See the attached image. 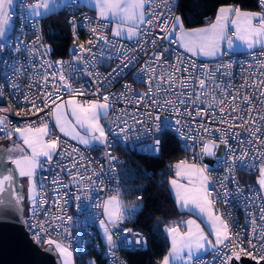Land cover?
Wrapping results in <instances>:
<instances>
[{"label": "built area", "instance_id": "obj_1", "mask_svg": "<svg viewBox=\"0 0 264 264\" xmlns=\"http://www.w3.org/2000/svg\"><path fill=\"white\" fill-rule=\"evenodd\" d=\"M37 1L15 0L10 12L12 28L6 41L10 47L0 52V91L3 93L0 95V108L11 107L12 111L0 113V115L7 116L8 120L18 127H23L28 123L39 125L42 121L48 122L49 128L59 138L60 149L67 148L69 151L73 148L79 149L83 160L76 153H73L72 157L64 155L60 149H58L60 154L54 155L51 162L44 163L45 158L41 159L43 167L39 168L38 172L37 192L39 195L37 196L36 213L33 216L31 209L26 216L30 237L36 242L34 234L39 233L40 229L31 226L43 222L45 227L49 228L50 238H59L64 243L71 244L72 258L98 253L108 264H128L125 252L146 249V236L143 231L128 224V218L117 221L113 226L105 215L104 203L111 196H119L124 189V181L120 173V166L124 163L123 152L129 150L147 156H156L160 153L164 133L168 131L175 136L183 150L180 160L208 167L213 197L216 193H223L225 190L235 194L228 197V203L216 200L217 213L225 214L223 218L229 222L231 231L242 238V247L245 250L257 257L264 254L260 250V245L264 242L254 239L252 243L257 245L255 249H252L248 243L251 237L250 214L255 215L257 224L261 223L260 205L264 204V194L255 182H250L246 178L258 171L261 161L256 150H264V146L257 143H241L232 137V129L228 131V146H226L220 143L221 133L217 129L228 128L227 124L212 123V117H205L203 121L200 117L193 120L186 115H177L171 106L161 109L152 102L156 99L163 104L165 99L175 100V95L171 91H157L154 85L155 78L162 72L171 71L168 65L174 64L177 57L183 62L182 67H187L190 61L194 62L198 68L205 63L210 68H214L217 64H231L230 69H221V72L229 71L231 75L223 76L217 73V83L230 82L235 86L234 89H229L232 92L240 89L246 79L250 82L264 79L259 75L260 71H264L258 65V61L264 60L260 47L246 51L225 49L223 56L201 59L184 51L179 43L169 42L170 39L177 40L176 30L170 37L161 40L159 37H166L167 34L161 32L158 27L152 28L148 25H141V29H147L150 35L133 40L120 39L112 35L111 22L99 19L91 8L81 2L79 7L65 8L72 41L68 46L67 55L57 59L53 57L52 46L46 39L43 21L38 18H29V7ZM180 2L181 0H173L171 14L166 6L153 5L156 12L164 14L159 17L157 23L165 18L180 17ZM258 8V12H264L261 0H258ZM71 20L75 21V25L70 24ZM100 25H104L103 34L109 37L110 44L99 41L97 35L90 31V28ZM138 39L139 43H137ZM18 40L22 41L19 44V52L14 51ZM88 40H98V42L93 46L87 43ZM153 40L156 41L155 46L152 45ZM80 43H83L85 48H92L93 52L103 49L110 58L101 61L98 54L93 58L95 63L89 64L87 63L90 59L89 53L84 52L83 60H75V55L80 52ZM112 45H118V47L113 48ZM164 49H168L164 52V59L157 62L153 53L162 52ZM122 52H126L127 56L133 59L130 62L123 60ZM57 61H63L64 64L60 65L56 63ZM146 65L150 66V69H155V73L146 68ZM61 70L76 88L84 90L85 94L77 97L80 101L100 100L103 102L101 97L109 96L111 106L103 120L110 147L100 145L99 150H94L71 141L59 132L55 126L54 117L48 115V109L31 115L32 106L25 102V96L35 98L39 107H43L42 99L46 92H54L56 96H59L57 103L71 98L67 89L56 92L53 88V85L58 87L62 83L58 79H53V74ZM97 72L100 73L99 82H97V77L89 75V73ZM177 75L187 77L188 73H177ZM43 77H47V83ZM150 80L153 81L152 92L149 91L148 81ZM125 85H130V88H126ZM163 87L167 88L168 85L165 83ZM97 89H99L98 92ZM189 90L184 89L183 91ZM175 91L179 92L181 89L177 87ZM245 91L251 93L254 90L241 89L242 93ZM145 93L149 94L136 102L137 98ZM152 93L155 95L153 96ZM256 95L259 93L256 92ZM51 106L54 107V105ZM200 107H205V105H200ZM21 109L29 111V115L17 116L15 113ZM183 111L181 107L180 112L183 113ZM244 115L246 116L247 113ZM157 116L159 120L155 119ZM176 120H181L182 123L177 125ZM201 122L206 123L212 129L211 133L197 127ZM236 123L239 124L240 121ZM157 126L160 128L159 131L156 130ZM120 129H125V132H120ZM145 129L149 131L145 132ZM234 131L241 133V140L251 139L240 128ZM124 135L128 136V140L122 142L121 138ZM189 136L196 137V139H188ZM0 137H3L0 138V142L7 139L3 132H0ZM209 138L214 139L218 145L215 156L201 154L203 144ZM261 138L264 139V137ZM157 140H159L158 151L139 150V148L146 149L155 145ZM133 145H138L139 148H134ZM229 146L232 152L229 151ZM244 150L247 151L249 158H256L254 160L245 159L241 162L238 158ZM106 153L116 159L110 160ZM232 153L237 157L235 161L232 160ZM93 169L97 175H93ZM56 178H59L58 183H53ZM135 186L143 187L140 184ZM76 197L80 199L77 200ZM41 199L46 200L47 203H39ZM49 216L71 217L70 221L65 219L63 222V227H66L68 232L49 227L47 223ZM58 223L60 221H52L53 225ZM105 227H108V234L112 236L113 245L111 246L107 243ZM57 233L60 234L59 237ZM37 245L41 248L49 246L43 242ZM218 247L219 252L213 248L207 254L196 257L195 264H221L223 255L230 256L231 252L223 245ZM241 257L257 262L252 256L243 253ZM235 260L241 264L240 259Z\"/></svg>", "mask_w": 264, "mask_h": 264}, {"label": "snow or ice", "instance_id": "obj_2", "mask_svg": "<svg viewBox=\"0 0 264 264\" xmlns=\"http://www.w3.org/2000/svg\"><path fill=\"white\" fill-rule=\"evenodd\" d=\"M13 3L14 0H0V52L6 47H10V44L6 43V41L8 40L9 30L12 27L10 23V9ZM90 3L98 11L99 19L115 21V28L112 31V35L115 37L126 34L131 39L133 37L139 38L150 35L151 33L147 29H141V25H148L152 28L158 27L161 32L166 33V37H159V39L163 40L170 37L178 27L180 29L178 39H170L169 42L180 43L187 52L193 55L220 57L225 54L223 45L226 43L227 48L232 49L237 46L235 44L236 41H239L249 50L259 46L261 55H264V12H247L242 11L238 7L222 6L218 10L215 22L211 23L209 27L186 30L179 16H176L174 19L165 18L160 23H157L159 17L164 14L156 12L153 5H164L167 7L169 14H171L173 0H90ZM261 4L264 5V0H261ZM79 6H81V0H38L36 4L30 6L29 18L42 17L60 9H71ZM70 24L75 25V21L71 20ZM103 28L104 25H100L99 27L90 28V31L97 35L99 41L110 44L109 37L103 34ZM98 40H88L87 43L95 46ZM20 43L22 41L18 40L14 51H20ZM137 43H139V39ZM152 45H156L155 40L152 41ZM112 47L117 48L118 45H112ZM79 49V54L74 57L78 61L83 60L84 52L89 53L90 59L87 61L89 64L95 63L93 58L98 54L101 61L110 58L104 53L103 49L93 52L92 48H85L83 43L79 44ZM167 51L168 49H164L162 52L153 53L155 60L157 62L162 61L164 59V52ZM121 56L123 60L128 62L133 59L127 56L126 52H122ZM56 63L60 65L64 64L63 61H57ZM165 63L167 62L165 61ZM182 63L181 59L177 57L174 64L168 65L171 71L162 72L155 78V89L164 92L171 91L175 95V100L165 99L164 103L160 104L158 100L153 99V104L161 109L165 106H171L177 115H186L193 120L196 117H200L201 121H203L205 117H212V123L227 124L228 128L217 129L221 133L219 138L220 143L226 146H228L229 129L233 130L232 137L241 143H257L264 146V139L261 138L264 137V114H262L264 113V79H257L251 82L249 79H246L244 84L240 86V89H235L232 92L229 89H234L235 86L231 85L230 82L217 83V73H221L223 76L231 75L229 71L221 72V69H230L231 64H217L214 68H210L205 63L198 68L191 61L187 67H182ZM258 65L260 69H264V60L258 61ZM146 68L155 73V69H150V66L146 65ZM113 71L115 72L116 70L114 69ZM177 73H188V75L187 77H183L178 76ZM89 75L97 77V82H99L100 73H89ZM259 75L264 77V71H260ZM43 79L47 83V77H43ZM53 79H58L62 82L58 87L57 85H53L55 91L59 92L62 89H67L71 98L64 100L62 103H57L56 100L60 99V97L56 96L54 92H46L42 99L43 107H39L36 104L35 98L25 96V102L30 103L32 106L31 115H36L48 109V115L54 117L55 126L65 136H70L73 140H77L85 146H92L94 143H98L105 147H110L108 133L100 123V120L107 116L111 106L109 96L101 97L103 102H100V100L82 102L77 97L84 95V90L76 88L70 82V78L63 74V70L54 73ZM148 83L150 85L149 91L152 92L153 81L150 80ZM165 83L168 85L167 88L163 87ZM125 87L130 88V85H125ZM177 87L181 91L176 92L175 89ZM184 89L190 90L183 91ZM241 89H253L254 91L242 93ZM98 91L99 89H97ZM256 92L259 95H256ZM2 94V91H0V95ZM148 94L145 93L143 96L137 98L136 102H139V100H142ZM152 94L153 96L155 95V93ZM51 105H54V107ZM200 105H205V107H200ZM181 107L184 109L183 113L180 112ZM11 111V107L0 108V113ZM244 113H247V115L245 116ZM15 114L17 116L21 114L28 116L29 111L21 109V111ZM155 119L159 120V116L155 117ZM237 121H240V123H236ZM175 123L179 125L182 121L176 120ZM197 127L204 129L205 132L211 133L212 131L203 122L199 123ZM236 128L242 129L251 139L241 140V133L234 131ZM80 130H83L84 134H81ZM156 130H160L159 126H157ZM147 131L149 129H145V132ZM0 132H3L9 140L14 135H17V138L25 146L20 147L14 144L11 148L5 150L13 153L19 152L20 155L8 157V161L15 166V169L6 168L0 172V209L5 206V197L2 194L6 190L9 192L7 198L8 206L15 208L23 201L21 195H13L16 187L14 173L18 170L20 177L29 178V196L32 202V214L35 216L37 196L39 195L35 183V173L38 168L43 167L41 157L45 158L44 163H49L52 161L54 155L60 154L58 152V149H60L59 138L49 128L48 122L42 121L39 125L28 123L23 127H18L13 125L5 115H0ZM120 132H125V129H120ZM116 135H119V133H116ZM187 138L196 139V137L192 136ZM121 140L122 142L127 141L128 136L124 135ZM158 145L159 140L156 141L155 145L149 146L146 149L139 148L138 145H133V147L139 148L141 151L156 152L158 151ZM217 147L218 145L214 139L209 138L203 144L201 154L215 156ZM229 151L232 152L230 146ZM256 151L261 161L258 166V184L261 191H264V150L257 149ZM60 152L69 157H72L73 153H76L83 160L79 149L73 148L69 151L65 148L60 149ZM106 155L109 156L110 160L116 159V157L111 156L109 153H106ZM255 158H249L247 151L244 150L238 159L243 162L245 159L254 160ZM236 159L237 157L232 153V160L235 161ZM75 166V163H73V167ZM175 169L176 177L187 180L186 184L180 183L177 179L171 180V185L176 190L178 201L182 207L191 205L195 210H198L199 215L204 218L207 226L213 233L215 244L213 245L212 241L207 238L203 228L195 220L185 222L187 227L186 232H181L178 226L169 227L167 232L171 235V250L163 258L162 264H172L173 261H179L182 264H195V258L201 251H207L208 246H211L219 252L218 246L220 245L228 248L231 252L230 256L227 254L223 255L221 264H231L233 258L239 260L241 253L252 256L254 260H257L258 264L259 260H264V254L257 257L242 247V238L231 231L229 222L223 218L224 213L220 215L216 214L214 207L216 200H220L221 203H228V197L235 194L225 190L223 193H216V196L213 197V189L210 187L211 177L208 175L207 166L201 167L196 164H188L187 161H181L175 165ZM93 175H97L94 169ZM89 179L91 178L89 177ZM58 181L59 178H56L53 183H58ZM76 199L79 200L80 198L76 197ZM39 203L43 204L47 203V201L41 199ZM104 209L113 226L117 221L124 218L121 201L115 196L105 201ZM250 215L251 237L248 243L252 249H255L257 245L252 243L254 239L264 242V204L260 205V224H257L254 214ZM65 219L70 221L71 217L49 216L47 223L49 227H53L54 229L59 228L67 233L68 229L63 227ZM52 221H60V223L53 225ZM31 227L40 229L39 233L34 234L37 243L43 242L48 244L49 250L54 247L63 258V264H73V252L71 251L70 243L66 244L59 238H50L48 235L49 228L45 227L43 222L36 223ZM104 232L107 236V243L110 246L113 245L112 236L108 234V227L104 228ZM59 235L57 233L58 237ZM260 250L264 253V243H261Z\"/></svg>", "mask_w": 264, "mask_h": 264}, {"label": "trees", "instance_id": "obj_3", "mask_svg": "<svg viewBox=\"0 0 264 264\" xmlns=\"http://www.w3.org/2000/svg\"><path fill=\"white\" fill-rule=\"evenodd\" d=\"M233 5L242 10L258 11V0H181L179 15L186 29L203 27L212 22L220 7ZM66 11L43 19L47 41L51 44L53 57L67 55L72 41ZM209 19L208 22L206 20ZM124 163L120 173L124 189L119 197L125 206H139L128 224L144 232L147 248L126 251L128 264H159L169 249L164 227L177 219L179 212L169 189L172 167L180 160L183 150L175 136L166 131L161 142L160 153L156 156L143 155L137 151H124ZM258 171L248 175L255 182ZM143 185L139 188L135 185ZM108 264L98 253L74 257L75 264Z\"/></svg>", "mask_w": 264, "mask_h": 264}, {"label": "water", "instance_id": "obj_4", "mask_svg": "<svg viewBox=\"0 0 264 264\" xmlns=\"http://www.w3.org/2000/svg\"><path fill=\"white\" fill-rule=\"evenodd\" d=\"M209 19L206 20L208 22ZM7 144L0 145V172L6 168L15 169L6 159ZM16 187L13 195H21L23 201L17 207L8 206L9 192L6 190L2 195L5 197V206L0 209V264H62L57 251L49 246L41 248L30 237L27 228L25 192L18 175L14 173ZM241 264H258L246 257L240 258ZM231 264H240L234 258ZM259 264H264L261 260Z\"/></svg>", "mask_w": 264, "mask_h": 264}, {"label": "crops", "instance_id": "obj_5", "mask_svg": "<svg viewBox=\"0 0 264 264\" xmlns=\"http://www.w3.org/2000/svg\"><path fill=\"white\" fill-rule=\"evenodd\" d=\"M37 2H38V1H37ZM37 2H35L34 4H36ZM81 2H82L84 5H86L87 7L91 8V9L95 12V14L98 16V11H97V10L94 8V6L90 3V0H81ZM14 3H15V0H14ZM14 3H13L12 8L10 9V12H11V10H12L13 7H14ZM34 4H32V5H34ZM226 6H233V5H226ZM233 7H236V6H233ZM241 10H242V9H241ZM29 11H30V7H29ZM61 11H65V8H64V9H60V10H58V11L52 13V14H48V15H45V16H42V17H35V18H38V19L43 20V19L47 18L48 16H51V15L56 14V13H59V12H61ZM242 11H247V12H258V11H251V10H242ZM217 14H218V12H217ZM216 16H217V15H216ZM215 19H216V17H215ZM215 19H214L212 22H210L208 25H205V26H203V27H199V28L209 27L211 23L215 22ZM105 21L111 22V33H112L113 29L115 28V21H111V20H105ZM11 28H12V27H11ZM177 28H178V27H177ZM184 28H185V27H184ZM199 28H195V29H199ZM185 29H186V28H185ZM10 32H11V29L9 30V33H10ZM9 33H8V34H9ZM114 37H115V36H114ZM117 38H120V39H126V40H133V39H136L137 37H133V38L129 39V38L127 37V35L125 34V35L119 36V37H117ZM235 44H236L237 46H236V47H233L232 49H229V50H233V51H246V50H249V49H247L245 46L241 45V43H240L239 41H236ZM179 46H180L184 51H186V50L182 47V45H181L180 43H179ZM223 47H224L225 49H228L226 43L223 45ZM186 52H187V51H186ZM187 53H189V52H187ZM189 54L193 55L192 53H189ZM194 56H197V55H194ZM197 57H203V59H212V58H215V57H206V56H203V55H199V56H197ZM70 119H71V117H70ZM103 119H104V117L100 120V123L104 126V120H103ZM57 129L59 130L58 127H57ZM80 131H82V130H80ZM59 132H60V131H59ZM82 132H83V131H82ZM82 132H81V134H84V133H82ZM60 133H61L62 135H64V133H62V132H60ZM64 136H65V135H64ZM65 137H67L68 139H70V140L73 141V142H76V143H78V144H81V143H79V141H77V140H73L70 136H65ZM13 141H14L15 143H17L19 146H23V147H25V146L23 145L22 141H21L20 139L17 138V135L14 137V140H13ZM13 141H12V142H13ZM81 145H83V144H81ZM12 146H13V144H12ZM84 146H85V145H84ZM87 147L93 148L94 150H99V148H100V144H98V143H94L92 146H87ZM42 158H43V157H41V159H42ZM172 171H173V175H172V177L169 179L168 185H169V189H170V191H171V194H172V196H173V198H174V200H175L176 206H177L179 212L181 213V215H180L177 219L172 220L168 225H166V226L164 227L165 235H166V237H167V239H168V241H169V249H168L167 253L165 254V256L168 255L169 251L171 250V235L167 232V229H168L169 227H172V226H178V227L180 228L181 232H186V231H187V227H186L185 222H186V221H189V220H195L198 224H200V226H201V228H203V230H204V232H205L207 238H208L209 240L212 241L213 245L215 244V237H214L213 233L211 232L210 228L207 226V224H206L204 218H203L201 215H199L198 210H195V209L193 208V206H191V205H189V206H187V207H182L181 203L178 201V199H177V197H176V190H175V189L173 188V186L171 185V180H173V179H177V180H178L180 183H182V184H186V183H187V180H186V179H181V178H179V177H176V176H175V171H176V170H174L173 167H172ZM258 178H259V170H258L257 178H256V180H255V184H256V186L260 189V186H259V184H258ZM260 190H261V189H260ZM262 192H263V194H264V191H262ZM108 199H109V198H108ZM121 201H122V200H121ZM214 207H215V210H216V214L219 215V214L217 213V207H216V206H214ZM106 216H107V215H106ZM107 219L109 220L108 217H107ZM212 249H213V247L208 246L207 251H201V253H200L198 256H200V255H204V254H207V253L210 252ZM165 256H164V257H165ZM198 256H197V257H198ZM164 257H163V258H164ZM163 258H162V260L159 262V264H162ZM72 259H73V264H75V263H74V258H72ZM172 264H182V262H179V261H173Z\"/></svg>", "mask_w": 264, "mask_h": 264}, {"label": "rangeland", "instance_id": "obj_6", "mask_svg": "<svg viewBox=\"0 0 264 264\" xmlns=\"http://www.w3.org/2000/svg\"><path fill=\"white\" fill-rule=\"evenodd\" d=\"M208 25V24H207ZM186 30H192V29H186ZM179 32H180V29L179 28H176V37H177V39H178V36H179ZM242 45V44H241ZM199 58H201V59H203V57H199ZM101 102V101H100ZM83 131V130H82ZM81 131V132H82ZM83 133V132H82ZM14 138H12L11 140H9V139H5V140H3L2 142L4 143V144H7V146H8V149L9 148H11L12 147V144L14 145H18L17 143H15L14 141ZM13 141V142H12ZM20 147H23V146H20ZM16 155H20V153L19 152H16V153H13V152H10L9 153V155H8V157L9 156H16ZM181 161H183V160H178L174 165H173V168H174V170H176L175 169V165L177 164V163H179V162H181ZM188 164H196V163H192V162H188ZM196 165H198V164H196ZM199 166V165H198ZM38 172H39V168L36 170V173H35V183H36V185H37V188H38ZM21 182H22V184H23V186H24V192H25V206H26V216L28 215V213L30 212V210L32 209V202H31V200H30V196H29V178L28 177H21ZM112 197H114V196H111V197H109V199L110 198H112ZM115 197H117L120 201H121V198L119 197V196H115ZM108 200V199H107ZM121 204H122V201H121ZM139 208V206H125V205H123L122 204V209H123V212H124V218H130V217H132L133 215H134V213L136 212V210ZM105 215H107V213L105 212ZM106 217H108V215L106 216ZM123 218V219H124ZM58 255H59V258L61 259V262H62V264H63V258L60 256V254H59V252H58ZM89 264H93L91 261H89Z\"/></svg>", "mask_w": 264, "mask_h": 264}, {"label": "flooded vegetation", "instance_id": "obj_7", "mask_svg": "<svg viewBox=\"0 0 264 264\" xmlns=\"http://www.w3.org/2000/svg\"><path fill=\"white\" fill-rule=\"evenodd\" d=\"M0 145H4V143H3V142H0ZM7 149H8V148H7ZM9 153H10V152H6V155H5L7 160H8V155H9ZM21 181H22V180H21Z\"/></svg>", "mask_w": 264, "mask_h": 264}]
</instances>
